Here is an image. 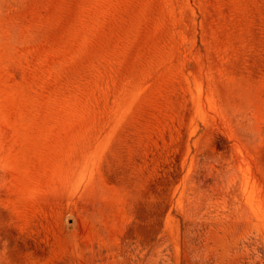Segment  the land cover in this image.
<instances>
[{
  "label": "rangeland",
  "instance_id": "rangeland-1",
  "mask_svg": "<svg viewBox=\"0 0 264 264\" xmlns=\"http://www.w3.org/2000/svg\"><path fill=\"white\" fill-rule=\"evenodd\" d=\"M0 264H264V0H0Z\"/></svg>",
  "mask_w": 264,
  "mask_h": 264
}]
</instances>
